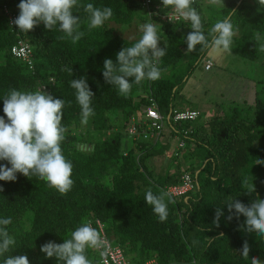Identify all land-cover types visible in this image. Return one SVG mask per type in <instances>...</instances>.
<instances>
[{
    "label": "trees",
    "instance_id": "trees-1",
    "mask_svg": "<svg viewBox=\"0 0 264 264\" xmlns=\"http://www.w3.org/2000/svg\"><path fill=\"white\" fill-rule=\"evenodd\" d=\"M207 1L194 5L205 32L235 10L232 22L238 33L231 53L264 64V53L257 50L254 37L256 32L264 35V0H224V8ZM19 3L0 0V98L9 89L42 87L65 101L62 123L68 131L62 149L74 165V186L62 196L45 182L19 173L15 181H0V218L11 217L8 231L17 242L10 255H27L30 264H57L55 259L45 258L41 246L48 241L63 243L82 221L99 220L129 264L149 260L154 264H250L252 257L264 261V239L243 230V216L237 219L233 213L231 221L226 219L230 200L247 205L260 198L264 163H257L264 161V81L255 79L254 85L260 87L253 85L252 100L241 106L215 104L219 108L205 119V112L190 105L188 110L199 112L196 120L165 122L167 132L163 130L157 139L134 140L128 134L132 119L139 120L150 101L164 116L170 110H186L176 103L178 94L208 51H199V46L187 51L184 39L191 31L190 22L151 18L161 26L158 46H168L167 55L159 62L165 71L161 79L134 84L128 96H121L105 83L103 62L112 59L116 63L121 48L139 39L122 38L118 31L150 19L143 0H82L96 7H111L113 16L103 27L89 31L87 13L83 8L74 9L85 33L76 44L59 39L62 33L46 30L43 23L26 34L14 31L4 7L17 17ZM18 39L30 44L32 66L11 55L10 48ZM66 68H72L73 75ZM81 77L94 93L95 115L86 125L81 123V109L70 87L72 79ZM0 116H4L2 99ZM177 137L185 146L175 150L171 143ZM160 156L169 163L158 172L153 160ZM184 174L191 177L192 189L182 196H168L174 203L168 206L166 221L160 222L144 201L145 191L166 192L167 187L180 185ZM244 176L253 179L255 192L251 195L240 186ZM217 207L223 212L219 227L213 224ZM244 241L250 247L248 259L240 255ZM87 256L93 264H101L96 248L88 249Z\"/></svg>",
    "mask_w": 264,
    "mask_h": 264
},
{
    "label": "clouds",
    "instance_id": "clouds-1",
    "mask_svg": "<svg viewBox=\"0 0 264 264\" xmlns=\"http://www.w3.org/2000/svg\"><path fill=\"white\" fill-rule=\"evenodd\" d=\"M195 3L196 0H162L163 6L174 7L184 20L190 22L191 31L184 39L187 51L193 52L199 46L201 52L211 48L221 54H231L234 37L238 33V27L232 22L235 10L217 20L206 33L202 16L194 7ZM210 3L224 8V0H210ZM80 8L87 13L89 31L103 27L113 16L111 7H96L93 3H82V0H20L19 15L12 23L19 32L25 34L43 23L46 30L56 29L62 33L59 39H70L72 44H76L85 35L80 30V17L74 15V9ZM160 27L152 19L140 24L139 39L131 46L121 48L116 55V63L112 59L104 60L102 75L105 83L114 86L119 95L128 96L134 84L140 85L146 80L155 82L162 78L165 70L159 66V62L167 55L168 46H158L161 41ZM254 37L257 50L264 53V35L256 32ZM65 71L73 75L72 68H66ZM70 87L75 90V100L81 109V123L86 125L95 115L92 107L94 93L85 77L72 79ZM0 99L3 100L4 113V116H0V161L6 162L0 164V181H15L19 173L26 178L35 177L60 195H66L74 186V165L62 149L68 131L62 123L65 101L54 98L43 91L42 87L31 91L9 89ZM260 163L264 161L259 160L257 164ZM252 181L248 176L241 180L240 186L246 194L255 192ZM0 191L3 189L0 188ZM144 201L160 222L166 221L168 206L174 203L166 192L154 193L151 188L146 189ZM226 206L229 212L227 220L233 219V213L237 219L243 216V230L255 232L259 238L264 239V198L256 197L247 205L232 199ZM214 216L213 224L219 227L223 216L220 207L215 209ZM11 223V217L0 218L2 264H30L27 255H10L17 248L15 237L8 231ZM102 242L101 234L92 226V222L84 220L71 231L68 238L63 239V243L48 241L41 246L40 251L45 254V258L55 259L57 264H93L87 251L100 248ZM249 251V244L244 241L240 255L248 259ZM250 264H264V261L252 257Z\"/></svg>",
    "mask_w": 264,
    "mask_h": 264
},
{
    "label": "rangeland",
    "instance_id": "rangeland-1",
    "mask_svg": "<svg viewBox=\"0 0 264 264\" xmlns=\"http://www.w3.org/2000/svg\"><path fill=\"white\" fill-rule=\"evenodd\" d=\"M206 3L209 4L210 2L207 1ZM140 24L133 23L129 28L119 30L118 34L122 38L134 40L140 36ZM207 60L213 62V67L209 71L204 70ZM255 79L264 81V64L261 60L251 62L233 53L221 54L210 48L205 57L201 58L198 64L194 66L188 81L178 94L180 101L177 100L176 103L184 107L192 105L203 114L205 112L204 118L206 119V117L213 115L219 106L237 107L243 105V102L251 101L253 97H250V93ZM254 86L260 87L259 84ZM164 130L167 132L166 127ZM180 140H182L181 137L173 140L171 147L177 150V144ZM183 151L184 149L181 150V152ZM163 159L160 156L153 160L158 172L162 170L167 161L169 163L168 159ZM258 186L261 188L260 198H264V174Z\"/></svg>",
    "mask_w": 264,
    "mask_h": 264
},
{
    "label": "built area",
    "instance_id": "built-area-1",
    "mask_svg": "<svg viewBox=\"0 0 264 264\" xmlns=\"http://www.w3.org/2000/svg\"><path fill=\"white\" fill-rule=\"evenodd\" d=\"M143 0V6L147 11L149 18L159 17L162 21L167 22H180L184 20L174 9V7L169 6L165 7L162 4V0ZM201 0H196V3ZM154 9V10H151ZM160 10L165 12L160 13ZM4 12L9 18V25L13 28L14 31L18 32L19 30L12 23L15 20L16 15L11 13L8 8L4 7ZM11 55L16 58L23 60L27 65L32 66V48L28 42L23 39H18L15 44L10 48ZM213 66L212 61L207 60L205 63V69L209 70ZM143 110V116L137 120L132 119L130 124L128 134L134 140L136 139H157L161 132L164 130L165 122L170 123H179V122H192L197 119L199 112L195 110H170L167 116H164L158 108L154 101H150L149 106H145ZM186 134V133H184ZM178 149L183 148L184 141L180 140L178 143ZM192 189L191 177L188 174H184L181 177V184L170 186L166 188V193L171 197L182 196ZM92 226L95 227L102 237V246L96 248L101 264H129L127 261L123 250L118 245H113L106 236L103 228V224L96 220L92 222ZM145 264H154L153 260L145 262Z\"/></svg>",
    "mask_w": 264,
    "mask_h": 264
},
{
    "label": "crops",
    "instance_id": "crops-1",
    "mask_svg": "<svg viewBox=\"0 0 264 264\" xmlns=\"http://www.w3.org/2000/svg\"><path fill=\"white\" fill-rule=\"evenodd\" d=\"M186 109H187V107H186Z\"/></svg>",
    "mask_w": 264,
    "mask_h": 264
}]
</instances>
